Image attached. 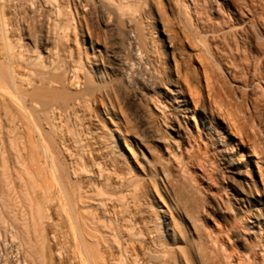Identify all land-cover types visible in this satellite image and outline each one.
<instances>
[{"label": "bare ground", "instance_id": "6f19581e", "mask_svg": "<svg viewBox=\"0 0 264 264\" xmlns=\"http://www.w3.org/2000/svg\"><path fill=\"white\" fill-rule=\"evenodd\" d=\"M172 3L0 0V247L16 256L6 263L46 264L54 212L49 233L62 239L67 264H264L255 238L243 255L227 235L245 227L264 235V187L239 168L243 156H234L215 110L202 98L190 106L182 91L198 85V72ZM149 7L154 22H145ZM156 34L172 62L166 89L154 67ZM253 59L264 79V55ZM148 96L174 119L199 117L198 135L177 132V175L155 155ZM218 164L231 173L240 217L214 191ZM200 195L213 197L209 209L197 211ZM207 211L227 213L229 225L205 232L198 214L208 222Z\"/></svg>", "mask_w": 264, "mask_h": 264}, {"label": "rangeland", "instance_id": "374dc122", "mask_svg": "<svg viewBox=\"0 0 264 264\" xmlns=\"http://www.w3.org/2000/svg\"><path fill=\"white\" fill-rule=\"evenodd\" d=\"M171 1L176 8L180 28L185 31L187 38L184 47L187 54L191 57V64L198 72V85L195 87L188 85L186 89L184 86L182 91L186 93L190 106H193L194 101L202 98L213 111L215 110L214 112L217 114L216 123L226 136L230 146L234 147V156H243V160L238 164L239 168L249 176L254 177L263 188L264 79L258 74L260 70L255 71V59L253 58L264 55V30L262 28L264 27V0H186L188 8L187 4L183 5L185 0ZM160 10L166 18L170 19V13L163 4L160 5ZM186 10L190 13L192 19L187 20L188 18L184 14ZM148 11L151 18H148L149 21L146 20L145 22H154L157 16L155 10L149 7ZM168 24L170 27V21ZM201 29L209 32L205 34L204 30L201 31ZM23 30L25 36L30 35L27 25H24ZM213 31L214 34L211 33ZM204 35L209 39V41H206V43L209 42L208 44L201 40ZM158 39V34H156L154 37L156 47L153 53L157 62L154 67L159 81L166 89L170 85L168 67L172 62L169 56L159 51ZM235 40L236 42L238 41L239 51L237 52L238 54L233 56L234 58H230L227 49L234 47L236 44ZM25 42L26 46L31 45L28 39L24 40ZM1 43L0 46L2 45ZM248 43H250V47ZM240 51L241 53L239 54ZM244 56L251 62L250 64L248 63L249 61L246 63L247 60ZM258 75L260 78L257 77ZM253 102L257 103V107L259 106L257 111L252 107ZM145 106L144 111L149 117L150 123H152L150 126L152 134L150 141L153 146L157 147L155 155L160 161L159 164L169 167L171 172L177 175L178 167L176 163H178V154L180 152V149L176 148V143L180 141L177 135L179 133L177 132L180 131V135L186 136H188V133H192L195 136L198 135L200 133L199 117L195 115L193 119H189L191 118V113H185L186 119L182 117L174 119V116H169V112L164 110L157 103V100L151 96L147 97V105ZM219 112L224 113L220 114ZM187 153L189 155V151ZM217 167L218 179L214 191L218 197L220 196L223 201L225 200L226 211L236 212L240 217L242 214L239 211V207L232 199L233 184L229 178L231 173L225 171L224 166L221 164H218ZM182 194L184 193L182 192ZM200 197L202 196H197L196 200ZM200 199L196 201L199 203L197 211H200L198 209L202 207L209 209V203L211 200L213 201V197L205 200ZM53 213H50L51 220L49 219L47 223L46 232L49 236L47 235L46 244L48 251L46 250V252L49 256L46 254L47 261H45L46 264H67L65 253H63V250L59 253L61 249L58 250V247L60 248L63 243L61 242L62 239L59 238L60 244L58 239L54 240L55 243L50 237L52 236L51 232H53L55 222ZM204 213H207L208 222L202 219L200 214H198V217L201 219L200 227L205 232L212 230L216 223L222 226L229 225V217L225 212H220L217 215L210 211L209 213L208 211ZM262 234L257 229L253 230L249 227L227 233L230 243L234 244L236 250L243 255L248 254L253 249V243L251 244L250 242L252 239H248V235H251L253 239L255 238V242H259L258 248L262 251V255L264 254V235L262 236ZM203 241L205 243V240ZM6 246L0 247V264H5L7 261L16 263L15 254L9 251L8 246L6 249ZM49 247L51 250L48 249Z\"/></svg>", "mask_w": 264, "mask_h": 264}]
</instances>
